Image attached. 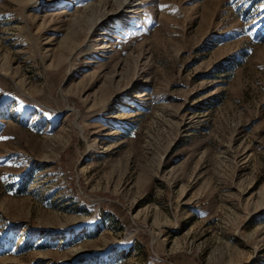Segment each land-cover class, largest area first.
I'll return each mask as SVG.
<instances>
[{
	"label": "rangeland",
	"instance_id": "rangeland-1",
	"mask_svg": "<svg viewBox=\"0 0 264 264\" xmlns=\"http://www.w3.org/2000/svg\"><path fill=\"white\" fill-rule=\"evenodd\" d=\"M126 1L0 0V264H264V0Z\"/></svg>",
	"mask_w": 264,
	"mask_h": 264
},
{
	"label": "bare ground",
	"instance_id": "bare-ground-1",
	"mask_svg": "<svg viewBox=\"0 0 264 264\" xmlns=\"http://www.w3.org/2000/svg\"><path fill=\"white\" fill-rule=\"evenodd\" d=\"M123 5H124V4H123ZM126 5H127L128 7H132V6L134 5L133 0H127V1H126Z\"/></svg>",
	"mask_w": 264,
	"mask_h": 264
}]
</instances>
